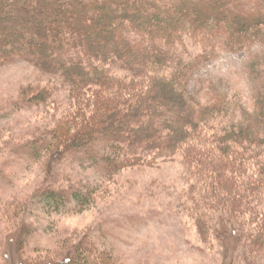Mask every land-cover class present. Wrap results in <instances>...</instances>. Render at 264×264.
<instances>
[{
    "label": "rangeland",
    "instance_id": "1",
    "mask_svg": "<svg viewBox=\"0 0 264 264\" xmlns=\"http://www.w3.org/2000/svg\"><path fill=\"white\" fill-rule=\"evenodd\" d=\"M242 2L244 11L264 14L263 0ZM29 37L26 32L21 50L40 55L42 50L31 47ZM188 43L185 54L202 49L195 40ZM258 47L244 51L220 43L217 56L200 68L193 92L205 100L221 91L238 94L255 105L259 82L251 65ZM57 77L25 58L0 67V169H6L0 172V264H19L22 255L29 264H264V245L255 241L264 229V200L257 211L248 205L246 170L222 182L212 162L190 161L184 152L169 156L164 148L153 146L152 137L158 143L160 138L152 128V137L135 139L133 128L124 124L113 131L148 145L144 155L134 152L116 172L105 161H84L51 132L68 124L71 114L81 122L92 118L104 106L98 103L104 87L99 84L78 95L73 85ZM38 85L51 88L49 104L24 99V91ZM77 96L84 99L85 109ZM76 127L86 128L85 123ZM61 135L65 140L66 130ZM41 136L58 146L39 161L28 155L24 144ZM52 186L94 192L93 202L83 204L71 197L68 204L55 207L44 199ZM235 202H241L239 209ZM207 213L204 230L200 220ZM225 218L241 229V238H232L229 228L223 231ZM83 253L89 262L82 260Z\"/></svg>",
    "mask_w": 264,
    "mask_h": 264
},
{
    "label": "trees",
    "instance_id": "2",
    "mask_svg": "<svg viewBox=\"0 0 264 264\" xmlns=\"http://www.w3.org/2000/svg\"><path fill=\"white\" fill-rule=\"evenodd\" d=\"M243 6L242 0H0V67L25 58L73 85L78 95L86 88L104 87L98 97L104 106L92 118L81 122L71 114L68 124L51 132L84 161L88 157L97 165L105 161L116 172L134 152L144 155L148 145L112 128L121 124L133 128L135 139L150 137L152 128L160 138L158 143L151 136L153 146L164 148L169 156L184 152L190 161L212 162L221 181L246 170L248 205L257 211L258 202L264 200V14H250ZM26 32L30 46L43 53L21 50ZM218 35L221 39L215 40ZM190 40L203 44L198 54L182 51L187 52ZM220 43L244 51L259 45L251 65L259 82L255 105L238 94L221 91L205 100L193 92L200 68L217 56ZM50 92V87L31 86L24 99L49 104ZM78 99L83 108L84 99ZM81 123L86 126L83 130L76 127ZM54 146L57 141L44 136L24 144L28 155L39 161ZM93 195L75 186L71 190L52 186L44 199L60 208L71 197L90 204ZM240 203L235 202L236 209ZM208 214L200 220L204 230ZM230 224L225 218L223 231L229 228L232 238H241V229ZM256 236L255 241L264 245V229ZM21 257L19 264H29ZM81 258L89 262L90 257L83 253Z\"/></svg>",
    "mask_w": 264,
    "mask_h": 264
}]
</instances>
